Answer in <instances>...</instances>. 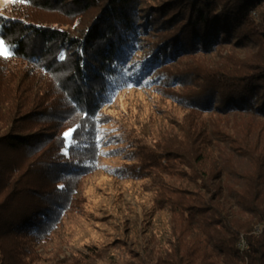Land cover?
<instances>
[{"label":"trees","instance_id":"trees-1","mask_svg":"<svg viewBox=\"0 0 264 264\" xmlns=\"http://www.w3.org/2000/svg\"><path fill=\"white\" fill-rule=\"evenodd\" d=\"M12 2L66 16H92L87 26L71 34L24 11L0 13V38L8 43L2 59L14 68L6 70L3 81L16 77L21 66L16 61H22L57 96L52 104L49 98L55 94L48 89L39 96L36 84L28 88L24 79L31 75L26 70L16 80L13 95L25 101L31 94L28 106L37 108L13 119L0 133V264H24L31 254L39 258L20 239L45 240L71 210L79 179L97 168L101 107L119 89L140 85L148 71L154 73L181 55L213 52L221 44L256 48L251 61L230 63L235 69L215 67L200 74L196 67L199 87L208 88L188 103L197 114L245 113L264 120V0H162L151 8L140 7V0ZM152 31L157 32L155 40L146 42ZM142 49L144 56L138 58ZM73 116L80 119L70 126L68 144L55 124ZM35 119L43 126L44 120L49 123L28 130ZM202 122L201 132L193 133L196 141L192 134L185 138L195 146H141L138 170L125 166L129 177H151L159 190L153 205L168 207L180 219L179 229L171 222L164 256L153 264H264V126L247 127L240 137H231L217 126L208 131L206 119ZM24 123L28 129L21 127ZM209 147L216 151L217 167L206 166ZM169 159L177 164H167V172ZM166 174L176 177L169 181ZM241 237L243 249L238 246ZM104 253L91 246L76 256L90 262Z\"/></svg>","mask_w":264,"mask_h":264},{"label":"rangeland","instance_id":"rangeland-1","mask_svg":"<svg viewBox=\"0 0 264 264\" xmlns=\"http://www.w3.org/2000/svg\"><path fill=\"white\" fill-rule=\"evenodd\" d=\"M161 1L140 0L139 6L151 8ZM21 11L35 21L60 26L71 34H76L77 29L87 26L92 16L89 13L66 16L57 10L35 9L18 6L12 0H0L1 14L17 15ZM156 35L157 32L152 31L145 41H154ZM0 41H3V50L7 53V41L1 38ZM215 49L209 53L181 55L154 73L148 71L140 85L119 89L110 102L101 107L102 122L97 125L96 138L97 168L79 179L71 210L62 216L48 238L38 242L20 239V245L24 249L28 248L39 255L36 258L31 254L25 258L24 264H153L157 258L164 256L166 240L171 233V222L174 221L175 228L179 229L180 219L172 217L168 207L153 205V199L159 190L153 186L151 177H129L126 175L129 170L125 171V166L138 170L137 155L141 146L157 148L158 145L159 148L166 149L178 145L185 150L195 146L185 138L187 134H192L196 141L193 133L198 130L201 132L200 125L204 118L208 131L217 126L216 128L221 129L220 133L231 137H240L247 127L258 130L264 126V120L259 116L226 112L197 114L196 110L191 109L188 103L190 99L198 91L208 88L199 87L200 78H197L196 67L200 74L203 70L215 67V70L235 69L236 65L231 67L230 63H235L238 58L251 61L256 51L252 47L235 49L228 44H221ZM136 56H144V50L138 51ZM4 57L6 56L0 55V133L9 129L13 119L31 108H37L28 106L31 94L25 96V101L20 96L16 98L13 95V91L17 89L16 80L23 77L24 70L31 75L28 80L27 77L24 79L27 87L36 84L34 90L39 89L38 95H43L42 89L47 90L49 87L46 79H38L36 71L22 61H16L21 65L20 70L6 84L3 81L4 74L6 70L14 68H9L11 63L3 61ZM171 75L179 76L172 78ZM48 93L55 94L50 88ZM54 97H57L56 94L49 98L52 104L57 99ZM64 119L62 117L55 127L57 132L68 133L65 135L66 141L71 144L70 126L80 118L73 116ZM47 123L49 120H44L43 126L41 120L35 119L27 124L29 129L25 123L21 127L33 130L46 127ZM51 125L55 128L52 121ZM205 152L208 156L204 160L206 166L217 167L219 159L216 151L209 147ZM145 162H150L149 158ZM167 164L173 166L177 163L172 159L166 160L168 172L170 170ZM177 167L179 168L178 165ZM155 170L158 168L155 167ZM172 175L166 174L164 178L170 181L172 177H176ZM187 186L195 189L193 185ZM91 246L102 249L104 255L90 262L77 258L79 252H86L87 247Z\"/></svg>","mask_w":264,"mask_h":264},{"label":"snow or ice","instance_id":"snow-or-ice-1","mask_svg":"<svg viewBox=\"0 0 264 264\" xmlns=\"http://www.w3.org/2000/svg\"><path fill=\"white\" fill-rule=\"evenodd\" d=\"M0 55H7V53L3 50V41H0ZM65 135L67 136L68 133H65Z\"/></svg>","mask_w":264,"mask_h":264},{"label":"bare ground","instance_id":"bare-ground-1","mask_svg":"<svg viewBox=\"0 0 264 264\" xmlns=\"http://www.w3.org/2000/svg\"><path fill=\"white\" fill-rule=\"evenodd\" d=\"M245 240L243 237L240 238L239 242H238V246L243 249L245 248V244H244Z\"/></svg>","mask_w":264,"mask_h":264},{"label":"built area","instance_id":"built-area-1","mask_svg":"<svg viewBox=\"0 0 264 264\" xmlns=\"http://www.w3.org/2000/svg\"><path fill=\"white\" fill-rule=\"evenodd\" d=\"M245 246H246V243L244 242Z\"/></svg>","mask_w":264,"mask_h":264}]
</instances>
